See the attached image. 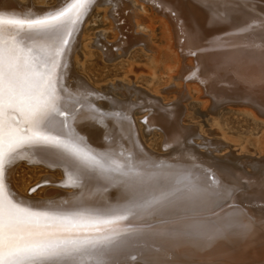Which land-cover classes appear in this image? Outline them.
Instances as JSON below:
<instances>
[{"label":"snow or ice","instance_id":"snow-or-ice-1","mask_svg":"<svg viewBox=\"0 0 264 264\" xmlns=\"http://www.w3.org/2000/svg\"><path fill=\"white\" fill-rule=\"evenodd\" d=\"M59 2L63 6L43 14L31 8L24 13L0 10V264H132L143 255L134 251L136 245L153 239L159 241V259L150 264H170L169 255L181 246H211L233 236L246 237L258 227L255 215L236 200L233 189L240 185L221 180L210 167L196 163L195 156L189 155L188 166L152 164L143 151L133 154L121 146L113 154L88 144L75 124L85 108L105 129L109 118L125 124L133 148H142L133 138L138 130L127 110L114 106L109 114L68 90L64 77L70 39L94 0ZM119 6L115 0L113 15ZM220 7L229 15L221 12L209 23L220 17L235 23L231 14L246 12L237 31L258 38L252 45L258 49L254 56L264 66V0H226ZM227 62L202 75L215 81ZM190 76L200 79L196 69ZM143 122L147 127V116ZM175 142L179 144L178 138ZM25 151L50 157L51 166L65 170L69 185L97 183L104 190L117 188L118 195L93 205L79 200L54 205L18 196L7 173ZM261 190L260 201L254 202L258 207H264V177ZM152 216L159 219L151 221Z\"/></svg>","mask_w":264,"mask_h":264},{"label":"bare ground","instance_id":"bare-ground-1","mask_svg":"<svg viewBox=\"0 0 264 264\" xmlns=\"http://www.w3.org/2000/svg\"><path fill=\"white\" fill-rule=\"evenodd\" d=\"M225 2L226 0H119L120 6L115 8L113 15L115 0H94L70 39L68 71L64 77L68 90L75 95L86 96L109 114L113 112L114 106L119 107L121 112L127 110L135 121L136 129L140 127L144 132L145 138H141L139 130L138 136L133 132V138L142 146L141 149L133 148L125 124L109 118L105 129L97 125L95 118L85 108L77 115L75 124L92 148L116 154L123 146L125 152L136 154L137 151H143L152 164L171 163L177 166L190 165L192 161L188 159L189 155L195 156L196 163L210 167L221 180L229 185H240L239 190L233 189L237 193L236 200L241 207L248 209L250 215L256 217L259 226L253 228L246 237L233 236L211 246H181L169 255L170 264H264V207L254 205V202L260 201L262 193L264 132L260 138L248 137L239 154H235L236 152L223 150L228 149L230 142L238 144L240 139H230L222 123L223 110H229L264 126V66L258 56H254L258 49L252 45L259 43L258 38L251 33L237 31V26H243L240 22L247 18V13L239 11L231 14L235 23H230L225 19L229 13L220 7ZM61 6L63 4L59 0L53 6L46 5L44 0H2L0 10L7 8L24 13L31 8L37 14H43L44 11ZM94 7L97 12H103V20H108L109 27L100 29L85 45L86 49H90L87 54L81 53L82 65L94 55L91 47L96 48L108 61H127L131 51L138 48L139 52L152 58V69L131 62L127 75L119 81L111 82L110 87L98 86L72 69L71 58L78 63L74 51L78 46L79 36L86 39L81 31L85 24L88 25L87 18ZM256 8L259 10V3ZM221 12L225 13V17L209 23L213 16L219 17ZM157 22L165 41L163 46L154 42ZM193 30L195 37L192 36ZM109 31L112 33V40L109 39ZM226 59L228 62L224 63L215 81L209 82L204 78L202 73L206 69ZM161 64L166 71L165 78L158 75ZM193 69L197 70L200 79L190 76ZM141 77H149L152 82L157 80L158 84L155 87L151 84L142 85L138 82ZM190 103L202 105L201 115L206 127L202 124L199 127L187 124L186 120L191 118L188 108ZM145 116L148 117L147 127L143 122ZM159 134L163 137V150L160 153L153 151L149 145V140ZM177 138L179 144L175 142ZM195 138L197 142L194 141ZM21 160L53 169L60 168L62 175L53 183L59 189H53L44 198L28 196L22 192L12 181V172ZM52 163L53 160L40 151L23 152L7 173L10 187L18 196L50 201L54 205L76 200L93 205L105 200L112 201L118 195L117 188L104 190L97 183L69 185L65 183V170L51 166ZM53 179L49 181L53 182ZM157 219L159 217L156 216L150 218L151 221ZM158 245L159 241L155 239L143 245L138 243L134 251H140L143 255L136 257L132 264H150L152 260L159 259L155 252Z\"/></svg>","mask_w":264,"mask_h":264},{"label":"rangeland","instance_id":"rangeland-1","mask_svg":"<svg viewBox=\"0 0 264 264\" xmlns=\"http://www.w3.org/2000/svg\"><path fill=\"white\" fill-rule=\"evenodd\" d=\"M57 0H44L46 5L53 6L55 5ZM91 18V19H90ZM88 25L82 27V33L86 35V39L83 40L79 36V43L76 50L73 52L74 57L77 56L78 63L75 62L74 58H71L72 69L77 71L79 74H82L87 79H89L92 83L98 86H111V82L119 81L127 75V70L129 68V63L135 62L139 65H143L146 67H150L152 69L153 62L152 58L146 56L144 53L139 52L138 48L133 49L131 51L132 54L128 55V60H116V61H108L105 59L104 56L97 51L96 48L91 47L92 50L95 52L94 55L86 61L85 65H82L81 62V53H86L90 49L89 47L86 49L85 45H87L90 40L98 34L100 29H108L109 24L108 20H103V12H97L96 7L92 9L90 16L87 18ZM156 32L154 42L157 45L163 46L165 45V41L162 38V31L159 22L155 24ZM86 31V32H85ZM109 31V39H113ZM81 35V34H80ZM157 37V38H156ZM86 51V52H85ZM138 51V52H137ZM134 56V57H133ZM129 61V62H128ZM151 65V66H150ZM174 65V64H173ZM163 64L160 66V71H158V75H161L162 78H165L166 71L163 69ZM75 71V72H76ZM164 74H163V73ZM161 73V74H160ZM163 74V75H162ZM143 79V80H142ZM147 81V82H145ZM138 82L142 85H150L152 87L157 86L158 81L155 80L152 82L151 78L141 77L139 78ZM151 82V83H149ZM156 82V83H155ZM153 83V84H152ZM155 83V84H154ZM189 112L191 113V118L187 119V124L189 126H196L199 127L206 124L203 122V117L201 115L202 105L198 103H190L189 105ZM222 123L224 124V130L227 133V136L230 139H240V142L237 144L230 142L228 149H224L223 151H232L236 152L235 154H239L240 148L244 146V141L251 137L252 139L260 138L262 133L264 132V126L262 124L252 121L250 118L237 113L231 112L229 110H223L222 112ZM139 116V115H137ZM140 125V122L138 123ZM197 124V125H195ZM142 128L139 127V134L141 138L144 137V132L141 130ZM143 132V133H142ZM256 134V135H255ZM145 138V137H144ZM150 139V137H149ZM197 142V138L194 139ZM162 144H163V137L162 135H156L149 140V145L152 147L153 151H158V153L162 152ZM20 163L15 166L12 172V181L15 186H17L22 192L27 194L28 196L37 197V198H44L48 196V193H52L53 189H59L56 186L57 180L61 177L62 173L60 168H50L48 166L42 164H32L28 163L25 160L19 161ZM38 167V168H37ZM45 177H51L53 182H50L47 178V183H41ZM36 185H40L36 188L34 192H29L30 188H33ZM52 191V192H51Z\"/></svg>","mask_w":264,"mask_h":264}]
</instances>
